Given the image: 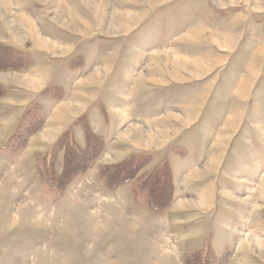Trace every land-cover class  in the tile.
<instances>
[{"label": "rangeland", "instance_id": "374dc122", "mask_svg": "<svg viewBox=\"0 0 264 264\" xmlns=\"http://www.w3.org/2000/svg\"><path fill=\"white\" fill-rule=\"evenodd\" d=\"M0 44V264H264V0H0Z\"/></svg>", "mask_w": 264, "mask_h": 264}, {"label": "trees", "instance_id": "16d2710c", "mask_svg": "<svg viewBox=\"0 0 264 264\" xmlns=\"http://www.w3.org/2000/svg\"><path fill=\"white\" fill-rule=\"evenodd\" d=\"M22 53H24V52L15 51L14 49H12L6 45L0 44V69L1 70H20L21 67H19V64L15 63V61L17 62L18 58L24 57V54H22ZM11 61H13V62L11 63ZM83 119H85V118L81 117L78 121H81ZM85 124H84V126H85ZM87 127L88 128H86V130H88V134L87 133L86 134L88 137H90V136H92V134H91V131L89 129L88 124H87ZM69 134L70 133L67 131L64 132L62 137L60 138V140L58 141V143L56 145V148L58 146H63L65 148L64 171L62 173V176H59L57 179H59V178L64 179L65 177L68 176L67 173L70 172V165H74L73 168L75 167L74 170L77 171L76 173H78L79 171L81 172L83 169L86 168V167H83V168L81 167V165L83 163L82 157H85L83 155H85L86 152H84L85 150L83 151L84 152L83 154H81L78 151L72 152L73 151V148L71 147L72 142H70V140L68 139ZM91 141H93V140H91ZM97 141L102 144L101 140L97 139ZM69 145H70V147H69ZM88 149H89V151L91 150L90 151V153H91L90 155L92 157L91 161H95V160L99 159L101 157V154L103 153V152H99L98 154H94L95 150L93 149L92 145ZM143 155H145V154H143ZM139 157H141V156L135 154V155L127 157L125 160H123L117 164H114V165H111L108 167L107 166L104 167L100 173V176H99L100 179H102L106 183L107 188L112 189V186H113V183L115 182V180H116V183H119V181L121 180V177H124L127 174L126 170H129L130 171L129 173L131 175V174H133L134 171H136L141 166V163L146 160V158H145V160H141ZM73 176H71V178ZM149 202H150V206L152 208L156 207V204L154 202H152V201H149Z\"/></svg>", "mask_w": 264, "mask_h": 264}, {"label": "crops", "instance_id": "0c3cea01", "mask_svg": "<svg viewBox=\"0 0 264 264\" xmlns=\"http://www.w3.org/2000/svg\"><path fill=\"white\" fill-rule=\"evenodd\" d=\"M174 52V51H173ZM181 56H182V54H181ZM159 118V117H158ZM175 120H171V118L168 120V122H171L170 124L171 125H175V128L177 129V132L173 135V134H171L172 136L169 138V139H166L165 141H163L162 142V144H160L159 146H157V147H155L154 149H149V150H159V149H162L163 147H167V146H169V145H171L172 143H175V142H177L178 141V139L181 137V135H182V133H183V131H185V130H188V129H190V128H192L194 125H196V121L194 120V121H191L190 123H186V124H183V122H181V121H183V120H181L180 118H174ZM173 123H182L183 124V126H182V128L181 129H179L180 128V126L179 125H177V124H173ZM134 125H136V126H139V127H142V128H144L143 126H141L139 123H135ZM170 126V125H169ZM149 128H151L152 130H154V129H160V128H157V127H152L151 125H149L148 126ZM163 128V127H162ZM178 129H179V131H178ZM151 130V131H152ZM138 132H139V130H138ZM136 150H134L133 149V152H135ZM137 151H139V150H137Z\"/></svg>", "mask_w": 264, "mask_h": 264}]
</instances>
